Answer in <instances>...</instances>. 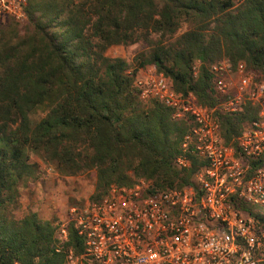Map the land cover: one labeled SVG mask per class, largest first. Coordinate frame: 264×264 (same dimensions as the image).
<instances>
[{
	"label": "trees",
	"instance_id": "obj_1",
	"mask_svg": "<svg viewBox=\"0 0 264 264\" xmlns=\"http://www.w3.org/2000/svg\"><path fill=\"white\" fill-rule=\"evenodd\" d=\"M26 14L23 28L0 23V264H62L67 251L83 250L74 222L62 223L60 242V223L31 211L14 216L22 184L37 172L30 158L65 177L94 173L90 202L140 179L151 193L193 186L204 163L189 157L188 168L174 166L189 119L140 100L134 77L151 66L177 94L208 108L219 102L212 64L242 62L260 81L264 0H28ZM136 44L147 50L134 69L106 56ZM257 114L250 104L215 113L225 145L236 149L242 124Z\"/></svg>",
	"mask_w": 264,
	"mask_h": 264
},
{
	"label": "built area",
	"instance_id": "obj_2",
	"mask_svg": "<svg viewBox=\"0 0 264 264\" xmlns=\"http://www.w3.org/2000/svg\"><path fill=\"white\" fill-rule=\"evenodd\" d=\"M27 1L0 0V23L25 24ZM209 70L219 100L213 108L191 94L180 96L155 71L134 77L140 100L162 103L175 121L189 119L174 166L202 161L194 185L151 193V182L140 179L111 186L100 201L70 207L83 250L67 251L62 264H264V82L242 62L233 66L225 59ZM192 72L195 77L196 65ZM246 104L257 119L242 124L235 149L225 145L214 115L238 113ZM56 236L66 240L63 224Z\"/></svg>",
	"mask_w": 264,
	"mask_h": 264
},
{
	"label": "rangeland",
	"instance_id": "obj_3",
	"mask_svg": "<svg viewBox=\"0 0 264 264\" xmlns=\"http://www.w3.org/2000/svg\"><path fill=\"white\" fill-rule=\"evenodd\" d=\"M26 24V23H25ZM25 24H19L21 28ZM185 28L181 30L184 31ZM147 47L139 44L128 48L113 46L106 51L109 58H120L126 61L131 69L135 68L134 58L136 55L145 52ZM197 67V65H196ZM155 71L148 66L139 70L137 76ZM264 82V78H262ZM31 163L37 165V172L34 178H30L21 186V206L19 211L14 213L16 218H21L27 212L38 213L41 219H51L55 224H62L69 218V208L81 206L89 201L95 186L94 173H85L73 177L58 175L51 166L52 171L48 172L46 165L34 157L30 158Z\"/></svg>",
	"mask_w": 264,
	"mask_h": 264
},
{
	"label": "crops",
	"instance_id": "obj_4",
	"mask_svg": "<svg viewBox=\"0 0 264 264\" xmlns=\"http://www.w3.org/2000/svg\"><path fill=\"white\" fill-rule=\"evenodd\" d=\"M37 214H38V213H37ZM43 220H47V221H50L51 219H49V218L47 219V218H46V219H43Z\"/></svg>",
	"mask_w": 264,
	"mask_h": 264
}]
</instances>
